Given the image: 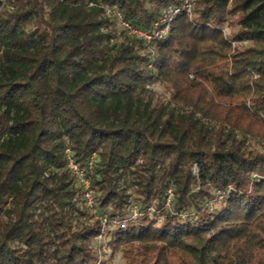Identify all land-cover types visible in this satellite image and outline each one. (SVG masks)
Returning a JSON list of instances; mask_svg holds the SVG:
<instances>
[{"label": "trees", "instance_id": "1", "mask_svg": "<svg viewBox=\"0 0 264 264\" xmlns=\"http://www.w3.org/2000/svg\"><path fill=\"white\" fill-rule=\"evenodd\" d=\"M183 1L0 0V264H264V0Z\"/></svg>", "mask_w": 264, "mask_h": 264}, {"label": "built area", "instance_id": "2", "mask_svg": "<svg viewBox=\"0 0 264 264\" xmlns=\"http://www.w3.org/2000/svg\"><path fill=\"white\" fill-rule=\"evenodd\" d=\"M4 1V0H3ZM194 0H184L182 4V8L185 9L187 12H189L192 15L193 7H194ZM180 11V8H171L168 12H166L163 17L154 23V26L151 31H145L139 28H135L132 26L128 21H126L123 18V15L120 11L115 12V19L120 27V29H125L128 31L129 34H134L137 36L142 37L146 44L149 46V49L152 50L151 42L153 40H159L168 35L169 32V24L172 20L174 14ZM66 153V162H67V168L71 171V173L76 177L78 183L84 188V198L86 205L88 207H91L95 202V196H94V190L91 186V181L89 178V174H92L93 172V165L96 162V155L93 154L89 161L87 162L85 167H81L80 164L76 161V159L73 156V153L70 148H67L65 150ZM218 195L221 196V192H218ZM174 198V192L172 188H168L167 190V196L164 201V205L162 208H170L171 204L173 202ZM158 209L155 205H150L146 209L142 210L137 204H133L129 210L128 220L135 221L138 217L146 213L147 215H152L155 212H157ZM103 219V230L98 235V247L101 252H108L106 250L105 246H102V237L104 236V229L106 226H110L113 224H119L121 228H124L126 226L127 220L123 221H109L106 217Z\"/></svg>", "mask_w": 264, "mask_h": 264}, {"label": "rangeland", "instance_id": "3", "mask_svg": "<svg viewBox=\"0 0 264 264\" xmlns=\"http://www.w3.org/2000/svg\"><path fill=\"white\" fill-rule=\"evenodd\" d=\"M151 88V90L152 91H154V90H156V91H162L163 89H162V86H161V84L160 83H156V84H153V85H151L150 86ZM142 95H144V94H142ZM208 126L211 128V127H213V125L211 124V123H209L208 122ZM247 143H250V144H252V145H254L255 147H258V148H260V149H264V144H262V143H260L257 139H254V138H252V137H249L248 138V141H247ZM131 180H132V175H130V174H128V175H126V177H125V182L126 183H130L131 182ZM89 211V212H88ZM87 211V214H85L84 216H79L78 217V219H77V221L75 222V223H77V222H86L87 220H89L88 219V215L90 214V213H92L93 211L92 210H88ZM114 228V225H110V226H106L105 227V230H108V229H113ZM106 236L104 235L103 237H102V246L104 245L105 246V248H106V250H108V252H106V253H104V252H102V255H101V257L102 258H105V259H107V258H109V256H110V250H109V248L105 245V241H106ZM110 264H124L123 263V259H122V256H121V254L120 253H117V255L115 256V257H113V258H111L110 259Z\"/></svg>", "mask_w": 264, "mask_h": 264}]
</instances>
